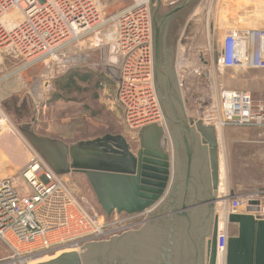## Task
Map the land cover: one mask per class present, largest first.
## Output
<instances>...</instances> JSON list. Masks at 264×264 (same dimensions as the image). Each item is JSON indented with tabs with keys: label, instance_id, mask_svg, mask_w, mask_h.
<instances>
[{
	"label": "built area",
	"instance_id": "built-area-1",
	"mask_svg": "<svg viewBox=\"0 0 264 264\" xmlns=\"http://www.w3.org/2000/svg\"><path fill=\"white\" fill-rule=\"evenodd\" d=\"M143 1L113 16L115 26L106 38L118 48L122 78L118 100L128 124L131 116L142 113L146 115L140 123H162L154 81L153 11L150 0ZM105 25L98 0H0V53L22 60L19 71L49 59L55 64L75 42L92 33L99 34ZM216 51L217 65L222 69L264 70V27L227 29L221 45L214 43L211 48L209 60L201 54L202 60L214 62ZM7 78L8 75L0 77V83ZM45 82V93L49 95L53 85L49 80ZM194 118L217 130L251 126L258 129L260 138L264 137V100H257L250 90L222 85L205 115ZM3 127L21 134L0 105V128ZM29 144L34 154L19 178L0 182V240L10 252L3 260L5 264H28L67 249L82 251L87 243L108 240L145 225L152 210L123 213L132 222L121 229L108 228L104 218L76 194L65 176L56 173ZM228 201V214L218 212L220 219L227 222L230 214L242 212L264 219V190L229 193ZM224 229L218 233L219 254L227 252L228 229ZM219 264H224V260Z\"/></svg>",
	"mask_w": 264,
	"mask_h": 264
},
{
	"label": "water",
	"instance_id": "water-1",
	"mask_svg": "<svg viewBox=\"0 0 264 264\" xmlns=\"http://www.w3.org/2000/svg\"><path fill=\"white\" fill-rule=\"evenodd\" d=\"M198 1L188 6L190 0H179L162 9V0H150L154 81L167 130L156 123L145 126L139 134L137 157L120 134L70 145L38 134L30 123L19 127L56 173L85 174L108 216L114 212L140 213L154 206L138 230L87 243L81 253L64 252L37 264H206V257L208 264H216L220 184L217 129L187 116L174 68L179 34ZM173 15L184 19L174 24L171 54L164 58L163 26ZM214 62L218 63V51ZM107 71L111 73L109 68ZM114 77L120 80V72ZM49 79L43 75L33 86L39 101L44 95L39 87ZM167 133L171 153L160 143L163 137L168 143ZM228 220L237 225L238 232L228 238L226 264H264V219L247 212L230 214Z\"/></svg>",
	"mask_w": 264,
	"mask_h": 264
},
{
	"label": "rangeland",
	"instance_id": "rangeland-1",
	"mask_svg": "<svg viewBox=\"0 0 264 264\" xmlns=\"http://www.w3.org/2000/svg\"><path fill=\"white\" fill-rule=\"evenodd\" d=\"M131 1L128 6L140 0ZM98 2H100L102 18L106 21V25L99 34L92 33L85 39L75 42L61 59L77 57L76 61L55 65L50 59L40 61L21 71L17 70V73L14 72L16 74L14 77H21L31 86L34 81L41 78L47 66H52L50 74L53 89L49 95L43 91L42 100L33 99L38 103V109L43 111L40 120L43 123L41 132L44 135L72 145L80 141L103 137L106 134H120L126 138L132 152L137 154L141 147L139 129L147 124H139L140 121L134 118L129 121V124L126 122L123 106L118 100L119 80L107 71L106 66H117L116 57H118L116 45L106 39L108 32H112L115 26V21L111 18L128 6L117 7V0H98ZM206 2L207 0L198 1L195 6L198 14L203 10L204 13L208 12ZM233 2L235 1L220 0L219 18H189L188 16L179 34L174 68L179 90L180 93L182 92V99L190 117H197L198 114L204 116L208 105L213 100H217V91L222 85L227 88L250 90L257 100H264V70L222 69L215 62L210 60L205 63L201 58L203 54L206 56L205 60H209L214 43L221 45L224 33L229 28L264 27V0H238L235 8L230 5ZM182 53L185 61L183 57L182 61L179 60ZM13 59L5 52L0 53V63L5 68L0 72V77L8 75L9 78L15 68L22 66V60ZM112 69L113 73L117 74L116 69ZM71 74L76 75L75 83H68L66 86ZM79 76H87L89 79L83 82L80 81ZM192 79L196 81L187 84L188 81H193ZM25 91V100L29 104L32 100L29 98L27 89H24ZM0 105L7 112L5 101H1ZM8 115L13 121L11 115ZM151 124L153 123L148 125ZM159 125L162 126L163 122ZM3 129L10 130L9 127H3ZM221 133V152L225 160L224 180L227 190L223 193L224 197H219L220 201L217 200L219 203L216 206V212L225 216L228 214V196L231 192L229 189L245 191L244 193L264 190V137L260 138L258 129L251 126L226 127ZM171 143L168 139L167 149L170 153L173 151ZM64 176L76 194L84 197L86 204L104 218L108 228L121 229L132 222L126 219L123 213L116 215L114 212L111 216H106L85 174L71 173ZM230 227L231 224L228 221V236L236 235V225L232 224ZM9 253L0 240V264H5L3 260L9 256ZM56 253L51 252L36 258L33 264L45 259L49 260Z\"/></svg>",
	"mask_w": 264,
	"mask_h": 264
},
{
	"label": "crops",
	"instance_id": "crops-1",
	"mask_svg": "<svg viewBox=\"0 0 264 264\" xmlns=\"http://www.w3.org/2000/svg\"><path fill=\"white\" fill-rule=\"evenodd\" d=\"M179 0H162V9L173 5L174 3L178 2ZM231 6L235 8L236 3L238 0H233ZM132 1L131 0H117V7L124 8L125 6H128ZM203 2V1H202ZM206 8L208 6V12L204 13L203 10L202 13L198 14L196 11V7L191 11L189 14V18L192 17H218L219 9H220V0H207L205 3ZM209 4V5H208ZM161 9V10H162ZM15 60V58L13 59ZM55 65V64H54ZM5 70L3 64L0 63V72ZM19 71V67L15 68L11 72V75L7 80H4L3 84H0V102L5 101L6 104V110L8 114L11 115L13 119V123L15 126L19 129L20 126H23L26 123H30L33 127V129L38 133L42 134L41 129H43V123L40 120V115L43 113V111H40L38 108V103L35 102L34 104L29 102V104L25 100L26 91L24 92V89H27V93L29 95V98L33 100L36 98L35 94L33 93V86L36 81H39L40 79L34 81V83L30 86L26 84L25 81H23L20 78H15L16 74L14 72ZM46 70V71H45ZM44 72H42V75L50 76L49 81H52L49 66L46 67ZM239 70V69H238ZM21 71V70H20ZM17 73V72H16ZM14 77V78H13ZM36 78H34L35 80ZM193 81H188V83H194L196 79H192ZM45 81L40 85V90L45 92ZM29 87V88H28ZM43 89V90H42ZM225 128H222V131ZM21 132V130L19 129ZM33 150L26 138V136L21 132H12L11 130H3V128H0V182L6 178L15 177L19 178L21 170L27 166V164L31 161L33 157ZM230 191H234L236 193H244L241 192V190L235 191L232 189H229ZM250 191V190H249ZM244 213V212H242ZM232 227V224H231ZM230 227V228H231ZM237 232L238 227L236 225Z\"/></svg>",
	"mask_w": 264,
	"mask_h": 264
},
{
	"label": "bare ground",
	"instance_id": "bare-ground-1",
	"mask_svg": "<svg viewBox=\"0 0 264 264\" xmlns=\"http://www.w3.org/2000/svg\"><path fill=\"white\" fill-rule=\"evenodd\" d=\"M146 1V0H145ZM145 1H143V2H145ZM146 2H149V0H147ZM109 36V35H108ZM116 48V47H115ZM114 49V48H113ZM117 49V48H116ZM184 56V54L182 53L181 55H180V59L179 60H181L182 61V57ZM117 58V66L118 67H120V61H119V59H118V57H116ZM185 58L183 57V60H184ZM185 61V60H184ZM184 61H183V63H184ZM108 68H109V71L114 75V73H113V69L112 68H114V69H116V72L117 71H119L120 72V68H118L117 66H115V67H113V66H108V65H106ZM112 67V68H111ZM121 73V72H120ZM121 80H122V78L119 80L120 82H121ZM181 94V99H182V92L180 93ZM182 101H183V99H182ZM160 107H161V105H160ZM186 107V106H185ZM161 110H162V108H161ZM186 111H187V109H186ZM162 112H163V110H162ZM146 115V113H142V114H140V115H135V116H131L130 117V119L129 120H131V119H135V120H137V121H143L145 118H144V116ZM187 116L188 117H190L188 114H187ZM142 117V118H141ZM193 118V117H192ZM194 120H196V119H194ZM162 122H163V127H165L166 128V130H167V125H166V119H165V116H164V113H162ZM151 122H149V123H146L147 125H143L140 129H139V131H141L145 126H148V124H150ZM139 124H142V123H139ZM156 124H158L159 125V123H156ZM207 125V124H206ZM161 126V125H160ZM7 128V127H6ZM4 130V129H3ZM166 132V131H165ZM222 128H219L218 130H217V135H218V141L220 142L219 143V153H220V184H219V193H218V199L217 200H219L220 201V198L219 197H224V195H223V193L224 192H226V190H227V185L225 184V180H224V156H223V153L221 152V135H222ZM167 138L169 139V136H168V133H167ZM146 139V138H145ZM161 146H162V149L165 151L166 149H167V145H168V143L166 142V139H165V137H163L162 139H161ZM150 144L152 145L151 147H154V143L152 142H150ZM150 146V145H149ZM130 150H131V147H130ZM224 151V150H223ZM136 155V157H137V154H135ZM223 180V182H221ZM168 188H169V184H168ZM168 188L166 189V192H167V190H168ZM226 196V195H225ZM216 200V204H218V201ZM226 201V200H225ZM222 202V201H221ZM224 203V202H223ZM154 208V206H152L151 208H148V209H146L145 211H150V210H152ZM218 208V207H217ZM220 211V210H219ZM221 212V211H220ZM117 213V212H116ZM141 213V212H140ZM127 214H129V213H127ZM133 214H136V213H133ZM216 215H217V220H216V229H217V236H216V242H217V245H218V241H219V236H218V233H219V231H220V229L222 230V228L224 229H228V219H227V222L225 221V220H223V219H220L219 218V214L218 213H216ZM224 229V230H225ZM228 238H229V236H227V244H228ZM73 251H75V252H78V253H81V252H83V250L82 251H77V250H73V249H67V250H63V251H61V252H57L56 253V255L54 256V257H52L51 259H53V258H55V257H57V256H59L60 254H62V253H64V252H73ZM226 251H227V248H226ZM59 253V254H58ZM48 257V256H47ZM45 258V257H44ZM49 258V257H48ZM36 259H33V260H31L28 264H33L34 263V261H35ZM50 260V259H49ZM220 260H224V264H226V252L225 253H222V254H219L218 253V251H217V256H216V264H219V261ZM44 261V260H43ZM42 261V262H43ZM45 261H47V259H45ZM208 262H209V258L208 257H206V264H208ZM37 264V263H36Z\"/></svg>",
	"mask_w": 264,
	"mask_h": 264
},
{
	"label": "flooded vegetation",
	"instance_id": "flooded-vegetation-1",
	"mask_svg": "<svg viewBox=\"0 0 264 264\" xmlns=\"http://www.w3.org/2000/svg\"><path fill=\"white\" fill-rule=\"evenodd\" d=\"M194 0H190L189 5L193 4ZM187 6V8H188ZM184 17L179 15H173L172 17L168 18L163 26V36H164V58L171 54V48L169 44L171 43L170 36L172 35V31L174 29V24L178 22H182Z\"/></svg>",
	"mask_w": 264,
	"mask_h": 264
},
{
	"label": "trees",
	"instance_id": "trees-1",
	"mask_svg": "<svg viewBox=\"0 0 264 264\" xmlns=\"http://www.w3.org/2000/svg\"><path fill=\"white\" fill-rule=\"evenodd\" d=\"M75 77H76L75 74H71V75L69 76V78H68L69 80H68L66 86L68 85V83H73V82L75 83V80H74ZM79 77H80V78H79L80 81H83V82H87L88 79H89L87 76H79ZM66 86H65V87H66Z\"/></svg>",
	"mask_w": 264,
	"mask_h": 264
}]
</instances>
